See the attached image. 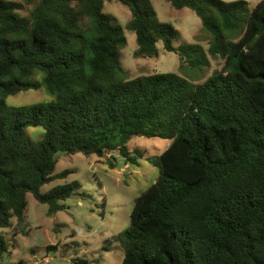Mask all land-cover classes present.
I'll return each instance as SVG.
<instances>
[{
  "label": "trees",
  "instance_id": "16d2710c",
  "mask_svg": "<svg viewBox=\"0 0 264 264\" xmlns=\"http://www.w3.org/2000/svg\"><path fill=\"white\" fill-rule=\"evenodd\" d=\"M105 1L0 0V227L27 233V193L50 213L85 195L77 180L40 190L71 172L53 173L57 152L96 154L113 167L115 154L143 157L126 144L132 136L162 137L171 143L147 157L158 176L114 235L120 264H264V0L251 9L246 0H168L196 13L206 51L223 60L202 83L176 72L119 77L126 37ZM116 1L130 10L135 57L157 55L161 41L190 66L205 62L200 44L174 45L179 30L157 19L151 0ZM24 5L32 7L22 14ZM41 85L54 95L47 103H6ZM27 126H42L44 137L33 141ZM6 249L0 233V258Z\"/></svg>",
  "mask_w": 264,
  "mask_h": 264
},
{
  "label": "rangeland",
  "instance_id": "374dc122",
  "mask_svg": "<svg viewBox=\"0 0 264 264\" xmlns=\"http://www.w3.org/2000/svg\"><path fill=\"white\" fill-rule=\"evenodd\" d=\"M246 1L251 9L260 0ZM151 2L157 19L171 23L179 30V39L174 45L200 44L205 62L190 66L181 59L178 51L165 50L161 41L157 42V55L135 57V33L125 27L131 16L130 10L116 0H107L104 11L122 26L126 37V44L120 49L124 71L119 77L130 79L140 74L176 72L192 83H202L214 70L222 68L223 60L206 51L210 35L202 28L200 18L193 10L174 8L168 0ZM31 7L24 5L20 12L27 13ZM41 78V71L36 69L31 79ZM53 98L54 95L41 85L10 94L5 100L8 105L25 106L47 103ZM24 131L33 141L41 140L45 133L42 126H27ZM170 143L171 140L162 137L132 136L126 144L130 150L141 149L143 157H137V162L131 163L115 154L113 167L107 159L96 154L57 152L53 173L64 169L71 172L64 178L43 184L40 190L44 192L54 185L77 180L81 184L80 192L85 195H71L61 201L64 204L61 210L50 213L46 203L27 193L24 213L27 233L16 229L14 234L13 227H0L7 247L0 264H76L79 259H88L89 264H120L123 251L114 235L128 227L134 199L158 176V168L147 157L158 156Z\"/></svg>",
  "mask_w": 264,
  "mask_h": 264
}]
</instances>
